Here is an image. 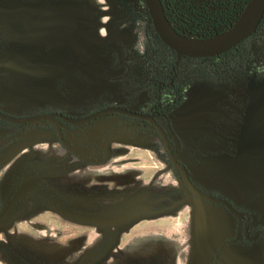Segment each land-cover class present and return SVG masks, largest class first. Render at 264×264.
I'll return each instance as SVG.
<instances>
[{
    "label": "rangeland",
    "instance_id": "374dc122",
    "mask_svg": "<svg viewBox=\"0 0 264 264\" xmlns=\"http://www.w3.org/2000/svg\"><path fill=\"white\" fill-rule=\"evenodd\" d=\"M145 5L0 0V106L82 117L107 105L168 104L172 90L160 92V82L172 80L173 55L153 47ZM182 67L175 83L184 100L202 80L211 96L208 129L189 146L188 162L223 161L248 198L237 207L253 214V228L264 227V24L250 37L247 59ZM19 130L0 121V142ZM64 131L66 144L53 124L32 125L0 146V264H195L199 199L157 130L110 114ZM58 206L112 220L80 222ZM213 242L211 263L221 244ZM223 255L226 264H264V237L243 238Z\"/></svg>",
    "mask_w": 264,
    "mask_h": 264
},
{
    "label": "water",
    "instance_id": "95a60500",
    "mask_svg": "<svg viewBox=\"0 0 264 264\" xmlns=\"http://www.w3.org/2000/svg\"><path fill=\"white\" fill-rule=\"evenodd\" d=\"M145 4L158 36L168 47L176 52L178 60H181L185 56L192 58L211 57L227 52L256 33L264 17V0H249L229 29L206 38L190 37L179 32L173 26L166 14L162 0H145ZM7 110V108L0 110V119L12 124L21 125V128L13 136L1 141L0 146L11 139L22 136L27 127L38 124H53L56 127L59 139L66 144L65 124L84 126L108 114H120L132 118H141L144 122H150L162 137L174 169L179 172L184 185L194 198L220 205L238 219L235 236L221 242L218 251L214 255L212 264H219L224 249L242 238L241 219L249 213L239 209L230 199L207 192L194 182L191 170L178 157L182 143L172 126L169 115L161 113L146 114L121 105H107L82 117L71 116L57 110L24 115L12 114ZM160 115L164 117L165 124L159 122L157 119ZM57 211L70 219L86 223L99 224L112 220L103 215L79 212L65 206H58ZM244 233L249 240L255 239L259 234L257 232L255 235H250L248 225L245 226Z\"/></svg>",
    "mask_w": 264,
    "mask_h": 264
},
{
    "label": "crops",
    "instance_id": "0c3cea01",
    "mask_svg": "<svg viewBox=\"0 0 264 264\" xmlns=\"http://www.w3.org/2000/svg\"><path fill=\"white\" fill-rule=\"evenodd\" d=\"M206 82V80H202L195 83V91L192 96L186 98L181 107L170 114L172 126L182 143L179 157L189 167L192 178L199 187L207 192L218 193L230 199L236 206L244 205L248 198L246 194L245 197H241L240 191L237 190L236 185L240 181L224 172L223 161L208 156L197 166H191L188 162L187 150L189 146L195 145V137L199 135V132L206 133L208 129L205 121L209 115L208 110L211 108V96L209 97ZM243 180L247 181V178H243ZM235 230L236 219L232 213L220 205L199 199L195 206L193 221L192 241L195 245V264H212L211 257L217 248L213 241H218L220 244L221 241L232 237ZM226 258L222 254L219 264H226Z\"/></svg>",
    "mask_w": 264,
    "mask_h": 264
},
{
    "label": "trees",
    "instance_id": "16d2710c",
    "mask_svg": "<svg viewBox=\"0 0 264 264\" xmlns=\"http://www.w3.org/2000/svg\"><path fill=\"white\" fill-rule=\"evenodd\" d=\"M163 3H164V6L166 8V12H167V16L170 18V9H173L175 8V11H173L172 16H176L177 19H179L180 17L178 16L179 14H181L184 18H181V20L183 21V23L187 24L189 27H191L192 29H194L193 31H198L197 28L195 29V27H203V28H209V29H214L213 32H209V34H206L208 36H204L203 34H205L206 32L205 31H202L200 32V38H206V37H209V36H212L214 34H217V33H220V32H223L227 29L230 28V26L236 21V19L238 18V16L240 15V12L243 10L244 8V5H239L241 2L240 0H227L225 2V11H222V12H219V14H217L216 16H214L213 18V22L208 24L206 23V21H204L203 25H200V24H196L194 23L195 19L194 18H188L185 14H183L181 11H179V0H162ZM169 10H168V9ZM145 9H146V16L148 17V28L150 30V34L151 36L154 37V45L153 47L157 48L158 51L160 52V49L162 51H166L167 54H172L173 55V59L170 61V63L167 64V67L169 69V71L171 72L172 69L175 67L177 70H180L181 68H183V64H185L186 62L188 61H199V62H211V61H216L218 63H221V64H230L231 63V60L232 62L233 61H237L239 58H244V59H247L248 58V51H249V40H250V37L243 40L242 42H240L237 46L233 47L232 49H230L229 51L227 52H224L220 55H216V56H211V57H200V58H192V57H183L181 60L178 61L177 59V54L176 52L171 49L170 47H168L163 41L162 39L158 36L155 28H154V25L152 23V20H151V17L149 15V12H148V9H147V6L145 5ZM170 15V16H169ZM187 20H189L190 22H188ZM264 24V17L258 27L257 30H259L261 28V26ZM195 33V32H193ZM208 33V32H207ZM178 61V62H177ZM172 73V72H171ZM160 84H165V82H160ZM171 90H172V99L171 101H168V104H167V107H166V110L167 112H171L173 111L174 109H177L181 106L182 102L184 101V95L183 94H180L178 91H177V86H176V83L173 85V86H170L169 87ZM162 97V96H161ZM162 99V98H161ZM135 120H138V119H135ZM0 121H3L0 119ZM140 121V120H139ZM6 122V121H4ZM141 122V121H140ZM8 123V122H6ZM142 123V122H141ZM147 125L151 126L150 124L147 123ZM168 153V152H167ZM169 160V158H168ZM170 162V160H169ZM171 164V162H170ZM172 165V164H171Z\"/></svg>",
    "mask_w": 264,
    "mask_h": 264
},
{
    "label": "flooded vegetation",
    "instance_id": "af4514ba",
    "mask_svg": "<svg viewBox=\"0 0 264 264\" xmlns=\"http://www.w3.org/2000/svg\"><path fill=\"white\" fill-rule=\"evenodd\" d=\"M164 4V3H163ZM164 8H165V6H164ZM168 9V8H167ZM169 10V9H168ZM165 11H166V8H165ZM173 11L174 12H176L175 11V8H173V9H170V12H169V14L171 15H169L170 16V18H169V20L171 21V23L173 24V26L179 31V32H181V33H183V32H186L185 30H187V31H192V30H190L189 29V26H187V27H185V25L184 24H182V25H178V23H177V17L176 16H172V14L171 13H173ZM216 13V15L217 14H219V12L217 13V12H215ZM214 13V14H215ZM166 14H167V12H166ZM186 28V29H185ZM194 32V31H193ZM257 32V31H256ZM195 34H198V33H196L195 32ZM206 34H209L210 35V33H205V34H203L204 36H208V35H206ZM255 34V33H254ZM199 35V34H198ZM178 59V58H177ZM179 61V60H178ZM177 61V62H178ZM180 70H182V68L180 69ZM172 80L170 81V84L169 85H167L166 83L165 84H161L160 85V92H162L161 90L162 89H165V87L167 86V87H170V86H173L174 84H175V82H176V80L179 78V70H177L175 67L172 69ZM104 107V106H103ZM166 107H167V104H166V102H165V100H162V101H158L157 102V104L156 105H152L149 109H147V110H137V111H140V112H142V113H146V114H156V113H161V114H167V115H169V117H170V113L169 112H167V110H166ZM3 108H2V106H0V110H2ZM48 111H52V110H48ZM67 114V113H66ZM108 115H110V114H108ZM105 116H107V115H105ZM124 116V115H123ZM127 117V116H126ZM128 118H131L132 120H135V119H138V120H140L142 123L141 124H150V122H148V121H146V122H144V120L143 119H141V118H132V117H128ZM158 120H159V122H161V123H165L166 121H165V119H164V117L162 116V115H160L158 118H157ZM171 120V119H170ZM4 121V120H3ZM9 123V122H8ZM10 124H12V123H10ZM14 125H17V124H14ZM65 125H67V124H65ZM152 127H154L152 124H150ZM18 126H20V128H21V125H18ZM71 126V125H70ZM85 126V125H84ZM28 128V127H27ZM26 128V129H27ZM155 128V127H154ZM156 129V128H155ZM158 132V131H157ZM171 141H173V140H171ZM165 144V143H164ZM165 147H166V145H165ZM182 149V148H181ZM166 150H167V148H166ZM181 151V150H180ZM167 152H168V150H167ZM180 153V152H179ZM179 153H178V157H179ZM168 158H169V153H168ZM179 159H180V157H179ZM170 160V159H169ZM181 160V159H180ZM182 161V160H181ZM171 162V161H170ZM183 162V161H182ZM172 164V163H171ZM204 190V189H203ZM210 193H213V192H210ZM213 194H216V195H219L218 193H213ZM222 196V195H221ZM235 204V203H234ZM239 209H241V210H244V211H247L249 214L248 215H244L243 217H242V219H241V223H242V225H241V227H242V229H243V236H242V238L240 239V240H242L243 238H246V239H248L247 237H246V235H245V233H244V229H245V226L246 225H248V227H249V233H250V235H255L257 232H259V234H258V236L255 238V239H253V240H249V241H256V240H258V239H260V238H263L264 237V227H256V228H253L252 227V224H253V221H254V216H253V214H251L247 209H244V208H240L239 207ZM235 217V216H234ZM235 219H236V229H237V225H238V219L235 217ZM235 233H236V230H235ZM235 233H234V235L232 236V237H230V238H233L234 236H235ZM229 239V238H228ZM239 240V241H240ZM239 241H237L236 243H238ZM235 244V243H234ZM225 250V249H224ZM224 252V251H223ZM213 262V261H212Z\"/></svg>",
    "mask_w": 264,
    "mask_h": 264
},
{
    "label": "built area",
    "instance_id": "2783aa9c",
    "mask_svg": "<svg viewBox=\"0 0 264 264\" xmlns=\"http://www.w3.org/2000/svg\"><path fill=\"white\" fill-rule=\"evenodd\" d=\"M227 0H179V11H181L183 14H185L188 18H194L195 21L194 23H198L200 25H203L206 21V23L210 24L213 21L214 16H216L215 12H222L225 11V2ZM241 2H239L240 6L241 5H245L247 4V2L249 0H240ZM242 12V11H241ZM240 12V13H241ZM215 13V14H214ZM180 18L177 19V23L178 25H182L184 24L185 27H187L188 25L183 23V21L181 20V18H184L181 14L178 15ZM239 17V16H238ZM188 22H190L189 20H187ZM204 22V23H203ZM191 23V22H190ZM197 28L198 31H194L196 33H200L202 31L205 32H213L214 29H209V28H199V27H195V29ZM186 29V28H185ZM190 31L185 30L186 32H183V34L188 35L190 37H199L200 34H195L193 33V30L191 27H189ZM215 35V34H214ZM213 36V35H212Z\"/></svg>",
    "mask_w": 264,
    "mask_h": 264
}]
</instances>
